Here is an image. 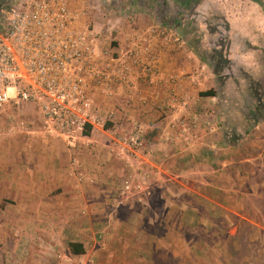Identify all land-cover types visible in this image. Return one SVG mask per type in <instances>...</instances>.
Instances as JSON below:
<instances>
[{"label": "crops", "instance_id": "0c3cea01", "mask_svg": "<svg viewBox=\"0 0 264 264\" xmlns=\"http://www.w3.org/2000/svg\"><path fill=\"white\" fill-rule=\"evenodd\" d=\"M148 2L145 7L135 5L136 9L114 13L116 20L106 16L96 21L90 11L92 28L103 34L98 37H104L100 46L109 50V56L100 59L101 67L109 64L113 72L134 43L143 55L130 84L113 78L107 91L97 93L100 114L106 117L113 112L114 116L105 122L108 127L88 131L90 148L82 139L70 143L42 131L37 138L29 131L8 139L0 133L1 240L8 242L14 237L18 215L24 224H39L34 226L36 233L54 223L58 234L62 225L70 223L72 242L85 247L84 253L76 254L68 244L73 256L87 255L96 248L108 256L100 264H173L175 256L197 255L188 235L191 226L186 224L181 230L180 225L203 222L213 225L211 232L220 235L224 218L230 215L234 221L229 225L238 229V210L240 205L244 207L246 192L256 194V184L264 186L258 181L252 183L251 190L250 186L244 189L247 174L255 175L259 169L258 174L264 175V116L260 120L254 117V99L234 70L225 71L224 86L216 75L209 51L218 46V35L211 34V41L201 40L203 54L196 38L177 35V25L156 18L160 0ZM69 3L76 10L85 9L72 0ZM195 10L226 25L217 29L221 37L230 40L228 59L262 77L264 94V0H202ZM149 55L156 61L153 71L146 73ZM209 90H215L216 95H202ZM7 114L6 118L15 115L9 110ZM137 127L142 129L140 151L125 153L126 146L121 152V146L116 147L118 152L110 151V144H125ZM230 129L237 132L233 140ZM78 151L80 162L71 165V156ZM219 158H223L222 167L215 162ZM80 173L85 178L81 179ZM123 191L125 196L119 193ZM198 207L205 209L203 214L195 212ZM15 208L24 209L23 215ZM176 209L183 210L179 217ZM191 213L194 221L186 219ZM96 228L104 233L99 236L100 247ZM18 234L20 239L28 237L23 230ZM38 235L40 240L55 238L50 233ZM207 241L202 240L203 249L209 248ZM20 252L6 245L7 256L22 255Z\"/></svg>", "mask_w": 264, "mask_h": 264}, {"label": "built area", "instance_id": "2783aa9c", "mask_svg": "<svg viewBox=\"0 0 264 264\" xmlns=\"http://www.w3.org/2000/svg\"><path fill=\"white\" fill-rule=\"evenodd\" d=\"M83 15L69 0H0V133L9 108L29 103L48 136L70 143L82 139L85 146L90 144L86 131L113 118V112L100 114L97 93L107 91L113 78L130 84L142 50L134 43L113 72L109 64L101 67L100 59L108 57L109 50L101 48L102 41ZM146 59V73L152 72L156 59ZM9 119L11 133L32 128L24 118ZM141 139L142 129L137 127L125 144L137 152Z\"/></svg>", "mask_w": 264, "mask_h": 264}, {"label": "rangeland", "instance_id": "374dc122", "mask_svg": "<svg viewBox=\"0 0 264 264\" xmlns=\"http://www.w3.org/2000/svg\"><path fill=\"white\" fill-rule=\"evenodd\" d=\"M73 4L78 5V0H72ZM80 6L77 7H83L84 8V22L86 24H89L91 27L94 26L93 23L90 24L93 19L90 18L91 10L94 11V14L96 15V21H102L103 18L106 16L113 17L114 13L116 15H119V13H123V9L130 7L131 9H136L135 5L140 7V5L143 4V7L148 5V0H80ZM88 5V6H87ZM92 5L93 7H90ZM158 15H156L159 19L167 20L168 22L174 23L176 28L179 30L178 34L184 33L183 37H193L196 38V42L198 47H200V52L203 53L202 48V42L203 38H206L207 40H210V35L214 33L211 32V30L217 29L220 24L221 26H226L222 21L218 20V23L216 22V19L214 16H210V14H203L198 13L196 10L194 12H190L186 7L179 6L178 3H172L170 7L167 5H163L162 2H158ZM162 5V6H161ZM76 7V6H74ZM89 8H91L89 10ZM77 9V8H76ZM80 10V8L78 9ZM122 11V12H121ZM154 13V10H153ZM112 15V16H111ZM129 15V13H128ZM110 18V19H111ZM113 20L117 19L112 18ZM114 22V21H113ZM179 27V28H178ZM186 27V28H183ZM188 27V28H187ZM209 28V30L204 31L205 28ZM176 29V30H177ZM188 30L189 32H186L185 30ZM97 33V31H96ZM186 33L189 35L186 36ZM102 36L103 34L100 33ZM96 34V35H100ZM197 35V36H195ZM221 37V36H217ZM101 41L104 37H98ZM223 39H226L222 36ZM218 39V38H217ZM211 51V50H210ZM209 51V52H210ZM125 53V52H124ZM128 53V51L126 52ZM125 53V54H126ZM204 54V53H203ZM150 73V72H147ZM262 80V77L260 78ZM262 86V85H261ZM9 113H14L18 118H24L28 121H30V125L32 128L28 130L31 134V137L37 138L42 130L39 128V119L37 117V109L35 108L34 104L29 103L28 105H24L23 107H20L19 109L10 107ZM256 120H260L263 118V112L259 111L258 115H254ZM5 124L1 127L2 135H5L7 139L11 136L17 137L20 136L22 133L20 132H9V118H4ZM134 129V128H133ZM132 129V132L130 133L132 136V133L134 132ZM231 134L230 139H234L237 137V132L230 129L228 130ZM27 132V131H26ZM44 132V131H42ZM40 133V134H39ZM45 133V132H44ZM46 134V133H45ZM47 135V134H46ZM6 139V138H4ZM79 141V140H77ZM76 141V142H77ZM82 144L85 143L82 142ZM118 144V143H117ZM110 144V151L113 153L117 152L118 148H121L123 146H126L128 149L129 147L126 144ZM92 145V142L90 140L89 146ZM261 145V144H260ZM89 146H86L87 148H90ZM143 147V142L140 146V148ZM112 148H116V151ZM127 148L124 149L123 152H132L135 155V151L128 150ZM82 149H79L81 152ZM140 151L141 149H137ZM79 151L75 154H72L71 156V165L78 164L80 160H78ZM137 151V152H138ZM231 153V152H230ZM78 154V155H77ZM217 155L220 156L218 153ZM77 159V162H74V159ZM225 160V159H224ZM221 161L223 162V158L215 159V162L217 163V167H222ZM250 163V162H249ZM189 165V164H188ZM75 167V166H74ZM255 165L252 163V168L255 169ZM178 168H182L181 165L178 166ZM184 168V167H183ZM211 168V166H210ZM260 170H256V174H247V184H244V189L246 190L247 186H250V190L252 189V183L254 182H263L264 183V175L258 174ZM85 178V177H84ZM249 189V188H248ZM262 191V192H261ZM128 192V190H127ZM126 192V193H127ZM120 195L123 196L122 192ZM248 196H244V207H239L238 212L241 214V216L237 217L239 224L236 226L238 229H235V225L230 226V222L232 221V217L230 215H227L228 218H224V223L222 226L223 234L220 235H214L213 232H211V228H213V225H205L203 222H200L199 224L194 221V213H191L190 217L187 214L186 219H191L194 222H187L182 225H180V228H187L186 224L190 225L188 235L191 236V242L194 247H196L197 255L196 256H188L187 257H181V256H175L174 260L172 261L173 264H264V186H257L256 184V194L253 191L246 192ZM243 196V195H242ZM178 197V196H176ZM119 197H117L118 199ZM182 198V197H178ZM195 202H198V199H193ZM246 200V201H245ZM193 201V203H194ZM240 201V200H239ZM118 202V201H117ZM16 213H20L22 216L24 213V209L22 208H15L14 209ZM203 207H198L195 212H198L200 214H203L204 212ZM54 212V209L51 210ZM182 209H176V217L182 215ZM224 216L226 214L224 213ZM242 216H245L248 218L245 219ZM16 221H15V234L12 239H10L8 242L7 240H1L0 239V264H100L101 261H105V258H108L103 256V253H99L98 250L95 248L94 250H89L87 255H78L73 256L70 254L69 250H67L68 244L72 242V238L74 237V233L72 234V225L70 223L62 225L60 231H57L58 234H55V230L59 227L56 226L54 223H49L45 225L46 227L42 229H38L37 233L35 232L36 228H34L35 225H39L34 223L35 225L25 223L21 220V218L17 215ZM44 219V217H43ZM48 219V218H46ZM234 221V219H233ZM237 222V223H238ZM29 225V226H28ZM44 226V224H42ZM182 226V227H181ZM75 229L77 227L75 226ZM209 229V230H207ZM23 230L26 234H28V237H25L23 239H20V234ZM100 228H96L94 230L96 239L98 241V247L102 246V241L100 239V235H103L104 233L99 231ZM233 230V232H232ZM233 235L232 238L230 236ZM185 237H187V231L186 229L183 231ZM41 233L42 236H45L47 234H53L55 238L50 239H38V234ZM56 236H58L56 238ZM31 237V238H30ZM34 237V238H33ZM19 238V240H18ZM33 238V239H32ZM208 240L207 242H204L205 245L208 243L209 248L206 247L203 249L202 240ZM95 240H93L94 242ZM14 246V249L16 250V253L21 251L23 252L22 255H16L13 256L6 255V245ZM13 244V245H12ZM18 244V245H17ZM92 245L89 246L91 248ZM211 246V247H210ZM101 251V250H100ZM134 258V257H133ZM131 259L134 261V259ZM134 264V263H131Z\"/></svg>", "mask_w": 264, "mask_h": 264}, {"label": "trees", "instance_id": "16d2710c", "mask_svg": "<svg viewBox=\"0 0 264 264\" xmlns=\"http://www.w3.org/2000/svg\"><path fill=\"white\" fill-rule=\"evenodd\" d=\"M214 35H222L220 30L214 29L211 30ZM229 39H223L222 37L217 39L218 46L213 47L209 53V57L214 62V71L216 75H218L220 82L225 84L228 76L225 74L226 70H230L236 78L243 80L246 86V90L248 91L249 96H251L254 100V115H258V112L264 111V100H263V86L262 80L259 77L251 75L250 73L246 72L242 67H236L234 63L228 59V47H229ZM232 70V71H231ZM244 86V87H245ZM204 96H211L216 95L215 90H209L202 93ZM264 116V115H263ZM107 126V123L105 125ZM89 131V130H88ZM88 131H86L88 133ZM69 248L73 253L82 254L85 252V247L82 243L77 242H70Z\"/></svg>", "mask_w": 264, "mask_h": 264}, {"label": "flooded vegetation", "instance_id": "af4514ba", "mask_svg": "<svg viewBox=\"0 0 264 264\" xmlns=\"http://www.w3.org/2000/svg\"><path fill=\"white\" fill-rule=\"evenodd\" d=\"M160 1L162 2L164 6L167 5L168 7H170L172 3H178L179 6L181 7L187 6L190 12H193V9L195 12V9L198 7L199 2L202 0H160Z\"/></svg>", "mask_w": 264, "mask_h": 264}]
</instances>
